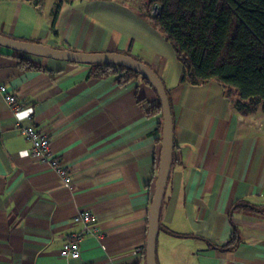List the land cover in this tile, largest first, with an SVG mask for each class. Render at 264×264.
I'll use <instances>...</instances> for the list:
<instances>
[{
  "label": "crops",
  "instance_id": "0c3cea01",
  "mask_svg": "<svg viewBox=\"0 0 264 264\" xmlns=\"http://www.w3.org/2000/svg\"><path fill=\"white\" fill-rule=\"evenodd\" d=\"M146 5L75 0L61 6L53 31L56 0H0V36L82 54L130 52L156 72L171 92L175 133L156 263L264 264V115L240 116L217 83L181 85L174 49L140 16ZM90 66L0 47V86L22 110L0 93V264H147L163 132L161 116L138 101L158 95L141 79L88 80ZM17 123L49 137L69 184L32 157ZM84 211L97 222L75 223ZM82 232L81 258H62Z\"/></svg>",
  "mask_w": 264,
  "mask_h": 264
},
{
  "label": "trees",
  "instance_id": "16d2710c",
  "mask_svg": "<svg viewBox=\"0 0 264 264\" xmlns=\"http://www.w3.org/2000/svg\"><path fill=\"white\" fill-rule=\"evenodd\" d=\"M56 1L53 31L61 6L75 0ZM155 7L159 9L153 15ZM140 16L174 49L183 67L181 85L200 87L217 83L240 116H254L259 110L264 115V0H147L146 14ZM119 54L141 62L130 52ZM12 58L21 68L43 70L30 59ZM89 68L88 80L117 76L119 84L124 85L141 79L154 90L129 68L103 64ZM163 84L172 108L171 92ZM138 103L147 116H161L158 132L162 133L163 111L159 98L154 102L141 99Z\"/></svg>",
  "mask_w": 264,
  "mask_h": 264
},
{
  "label": "water",
  "instance_id": "95a60500",
  "mask_svg": "<svg viewBox=\"0 0 264 264\" xmlns=\"http://www.w3.org/2000/svg\"><path fill=\"white\" fill-rule=\"evenodd\" d=\"M0 47L8 50L43 59L67 62L78 65H113L129 68L137 72L148 81L156 91L162 104L163 111V155L160 161L159 173L149 214L148 240L146 246L147 264L156 263V246L161 225V211L169 184L174 151L175 133L172 109L165 86L158 75L147 65L133 58L114 53L107 54H82L65 50H58L35 43H27L0 36Z\"/></svg>",
  "mask_w": 264,
  "mask_h": 264
},
{
  "label": "built area",
  "instance_id": "2783aa9c",
  "mask_svg": "<svg viewBox=\"0 0 264 264\" xmlns=\"http://www.w3.org/2000/svg\"><path fill=\"white\" fill-rule=\"evenodd\" d=\"M158 9V7L154 8V14L158 13ZM0 93L5 96V101L13 108L16 114L21 113L22 110L17 103L16 97L8 94L5 86H0ZM28 120H33L32 114L28 115ZM16 128L21 131L22 135L29 143L32 157L43 163L49 164L63 181L69 184L71 181V174L67 169L62 167L59 158L53 154L49 137L39 131L34 125L24 127L21 123H17ZM73 220L77 224H83L85 227H88L97 222V217L91 211H84L77 214ZM86 235V232L71 235L63 245L60 256L64 259H80L81 246Z\"/></svg>",
  "mask_w": 264,
  "mask_h": 264
},
{
  "label": "rangeland",
  "instance_id": "374dc122",
  "mask_svg": "<svg viewBox=\"0 0 264 264\" xmlns=\"http://www.w3.org/2000/svg\"><path fill=\"white\" fill-rule=\"evenodd\" d=\"M143 1V0H142ZM144 3L146 4V0H144ZM152 14L154 15V12L152 11Z\"/></svg>",
  "mask_w": 264,
  "mask_h": 264
}]
</instances>
